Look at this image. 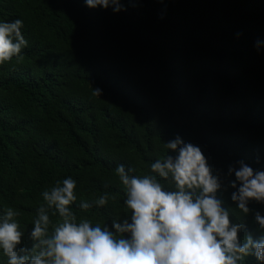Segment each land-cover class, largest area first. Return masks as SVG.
<instances>
[{
    "label": "trees",
    "instance_id": "obj_1",
    "mask_svg": "<svg viewBox=\"0 0 264 264\" xmlns=\"http://www.w3.org/2000/svg\"><path fill=\"white\" fill-rule=\"evenodd\" d=\"M122 2L127 11L85 0H0V22L21 19L28 41L22 60L0 65V216L19 211L25 240L42 184L68 177L77 182L69 207L78 221L113 232L114 220L131 223L115 169L134 167L166 185L151 164L176 155L164 145L177 135L213 169L226 173L243 160L264 171V43L255 47L264 41V0ZM233 191L221 196L230 220L259 238L254 213L264 216V203L250 201L241 219ZM105 193L116 200L79 208ZM4 257L0 250V264ZM243 264L260 262L249 256Z\"/></svg>",
    "mask_w": 264,
    "mask_h": 264
},
{
    "label": "clouds",
    "instance_id": "obj_2",
    "mask_svg": "<svg viewBox=\"0 0 264 264\" xmlns=\"http://www.w3.org/2000/svg\"><path fill=\"white\" fill-rule=\"evenodd\" d=\"M139 2L127 0L133 6ZM85 3L89 8L127 11L122 0ZM22 27L21 19L0 22V65L13 57L23 59L22 49L28 41ZM262 43L257 40L255 47L259 49ZM92 95L100 97L102 89L93 88ZM164 146L176 155L157 159L151 164V172L167 186L157 175H135L134 167L126 169L120 164L115 169L132 215L131 223L114 220V232L107 226H93L89 219L78 221L69 207L77 200V182L71 177L45 187L43 183L36 193V200L43 204L33 222L32 241L25 240L29 227L16 220L20 212L5 208L0 216V250L8 258L7 264H243L249 256L264 264V216L259 211L254 213L257 230L262 233L254 239L245 223L230 220L234 212L221 198L229 188L235 189L231 201L243 219L252 211L250 201L264 203V171L254 172L243 160L229 164L226 173L213 169L201 148L186 143L179 135ZM110 198L116 200L105 193L92 203L82 201L79 208L87 211L94 205L104 207ZM52 207V215L59 214L57 224L48 214ZM241 231L245 232L243 241L238 237Z\"/></svg>",
    "mask_w": 264,
    "mask_h": 264
}]
</instances>
